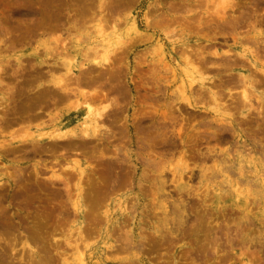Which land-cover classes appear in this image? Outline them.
<instances>
[{
    "label": "rangeland",
    "instance_id": "rangeland-1",
    "mask_svg": "<svg viewBox=\"0 0 264 264\" xmlns=\"http://www.w3.org/2000/svg\"><path fill=\"white\" fill-rule=\"evenodd\" d=\"M0 264H264V0H0Z\"/></svg>",
    "mask_w": 264,
    "mask_h": 264
},
{
    "label": "bare ground",
    "instance_id": "bare-ground-1",
    "mask_svg": "<svg viewBox=\"0 0 264 264\" xmlns=\"http://www.w3.org/2000/svg\"><path fill=\"white\" fill-rule=\"evenodd\" d=\"M104 3V2H103ZM237 4V3H236ZM100 6H101V4H100ZM237 6V5H236ZM101 7H103V4H102V6ZM106 7V6H105ZM233 9V8H232ZM106 20V19H105ZM225 25V24H224ZM227 26H229V25H227ZM224 28H225V26H223ZM241 28V27H240ZM219 29V28H218ZM243 30V29H242ZM224 31V30H223ZM231 33V32H230ZM63 44V43H62ZM189 52V51H188ZM190 53V52H189ZM229 53H230V51H229ZM232 53V52H231ZM233 54V53H232ZM217 55V54H216ZM187 57V56H186ZM189 57V56H188ZM208 58V57H207ZM226 58V57H225ZM230 59V58H229ZM224 60V59H223ZM237 61V60H236ZM70 62V61H69ZM207 62V61H206ZM227 62H228V59H227ZM226 62V63H227ZM235 62V61H234ZM231 63V62H230ZM232 63H233V61H232ZM108 64V63H107ZM225 64V63H224ZM229 64V63H228ZM234 64V63H233ZM227 65V64H226ZM225 65V66H226ZM230 65V64H229ZM229 65H227V66H229ZM235 65V64H234ZM232 66V65H231ZM237 66V65H236ZM227 68V67H226ZM81 70H82V68H80ZM228 69V68H227ZM80 70V71H81ZM223 70V69H222ZM88 71V70H87ZM86 74V73H85ZM82 75V74H81ZM77 76V75H76ZM84 76V75H83ZM238 77V76H237ZM69 78V77H68ZM78 78V77H77ZM72 79V78H71ZM65 80V79H64ZM68 80H70V78L68 79ZM202 78L200 77L199 78V81H200V84H202ZM239 80V79H238ZM72 80H70L69 82H71ZM61 82V81H60ZM241 82V81H240ZM244 82V81H243ZM56 83V82H55ZM62 83H64V84H66L67 83V81H66V83L62 80ZM77 83V82H76ZM214 83V82H213ZM238 83V82H237ZM244 84V83H243ZM252 84V83H251ZM68 85V84H67ZM227 85H229V84H227ZM57 86V85H56ZM214 86V85H213ZM61 87H63V86H61ZM215 87V86H214ZM237 87V86H236ZM240 88V87H239ZM64 90V89H63ZM61 92V91H60ZM207 92V91H206ZM57 94V93H56ZM97 94V93H96ZM102 94V93H101ZM66 95V94H65ZM64 95V96H65ZM84 95H85V93H84ZM83 95V96H84ZM100 95V94H99ZM240 95V94H239ZM246 94H243V98H246V96H245ZM56 96V95H55ZM63 96V95H62ZM82 96V97H83ZM201 96V95H200ZM205 96V95H204ZM220 96V95H219ZM69 97V96H68ZM103 97V96H102ZM105 97H106V95H105ZM203 97V96H202ZM236 97V96H235ZM238 97H240V96H238ZM238 97H237V99H238ZM39 98H41V97H39ZM86 98V97H85ZM101 98V97H100ZM104 98V97H103ZM102 98V99H103ZM230 98V97H229ZM248 98V97H247ZM257 98H259V97H257ZM43 99V98H42ZM54 99V98H53ZM101 99V100H102ZM105 99V98H104ZM103 99V100H104ZM112 99V98H111ZM210 99V98H209ZM240 99V98H239ZM39 100V99H38ZM105 100H107V99H105ZM114 100V99H113ZM195 100V99H194ZM199 100H200V98H199ZM242 100V99H241ZM40 101V100H39ZM188 101V100H187ZM198 101V100H197ZM113 102V101H112ZM116 102V104H118V102L117 101H115ZM115 102H113V103H115ZM189 103H190V101H188ZM187 102V103H188ZM231 102V101H230ZM111 103V102H110ZM244 103V102H243ZM116 104H114L115 105V108H116ZM194 104H195V102H194ZM202 104H204V103H201V105ZM111 105V104H110ZM191 105H192V103H191ZM200 105V104H199ZM198 105V106H199ZM260 105V104H259ZM32 106V105H31ZM113 106V105H112ZM197 106V105H196ZM238 106V105H237ZM246 106V105H245ZM248 106H250V105H248ZM253 107V106H252ZM30 108V107H29ZM218 108V107H217ZM231 108V107H230ZM108 109H110V107L108 108ZM114 109V108H113ZM235 109V108H234ZM104 110V109H103ZM88 111V113L90 112V110L88 109L87 110ZM104 112H105V110H104ZM214 112H217L216 110L214 111ZM97 113V112H96ZM95 113V114H96ZM107 113V112H106ZM204 113V112H203ZM212 113V112H211ZM32 114V113H31ZM88 115V114H87ZM98 115V117L99 118H101V117H103L102 116V114L100 115V113L99 114H97ZM96 115V116H97ZM30 116V115H29ZM249 116V115H248ZM107 117V116H106ZM145 117V116H144ZM213 117V116H212ZM260 117V116H259ZM85 118V117H84ZM219 119V118H218ZM111 120V119H110ZM141 121V120H140ZM176 121V120H175ZM222 121V120H221ZM105 122V121H104ZM110 122V121H109ZM108 122V123H109ZM174 122V121H173ZM111 123V122H110ZM100 124V123H99ZM222 124H224V123H222ZM218 125V124H217ZM107 127V126H106ZM105 127V128H106ZM110 127H111V125H110ZM208 127V126H207ZM104 128V127H103ZM164 128V127H163ZM219 128V127H218ZM107 129H108V127H107ZM17 130H19V128L17 129ZM23 130V129H22ZM96 130V129H95ZM20 131V130H19ZM105 131H106V129H105ZM104 131V132H105ZM108 131V130H107ZM106 131V132H107ZM111 131V130H110ZM109 131V132H110ZM113 131V130H112ZM162 131V130H161ZM23 132V131H22ZM72 132V131H71ZM66 133L65 131H62V132H57V133H55V134H51V135H47L45 138H40L39 140L40 141H43V140H46V141H48V142H55V141H58V142H61V141H68L69 142V138H73L74 136H75V134L74 133ZM106 132H105V134H106ZM217 132V131H216ZM46 133V132H45ZM97 132H95V134H96ZM218 133V132H217ZM114 134V133H113ZM179 134V133H178ZM107 135V134H106ZM108 135H110V134H108ZM97 136V135H96ZM105 136V135H104ZM83 137L84 138H86V139H89V136H88V134L86 133V132H84L83 133ZM106 137H108V136H106ZM109 138V137H108ZM107 138V139H108ZM112 138H113V136H112ZM188 138V137H187ZM24 139V138H23ZM106 139V138H105ZM10 140V139H9ZM11 140H12V138H11ZM93 140V139H92ZM113 140H114V138H113ZM142 142H143V140H141ZM154 141V140H153ZM7 142V141H6ZM24 142V141H23ZM152 142V141H151ZM149 143V142H148ZM22 145V144H21ZM25 145V144H24ZM27 145V144H26ZM69 145V144H68ZM152 145V144H151ZM70 146V145H69ZM67 147V146H66ZM71 147V146H70ZM149 147V146H148ZM153 147V146H152ZM17 148V147H16ZM34 148V147H33ZM11 151V150H10ZM8 152V151H7ZM78 153V152H77ZM185 154V153H184ZM114 155V154H113ZM160 155V154H159ZM191 156V155H190ZM119 157V156H118ZM190 158V157H189ZM181 162V161H180ZM148 163H149V161H148ZM154 163V162H153ZM157 163V162H156ZM178 165V164H177ZM149 166V165H148ZM157 166V165H156ZM93 169V168H92ZM108 170V169H107ZM110 171V170H109ZM109 171H108V173H109ZM55 172V171H54ZM121 172V171H120ZM67 175V174H66ZM121 175V174H120ZM29 176V175H28ZM123 176V175H122ZM30 177V176H29ZM61 178V177H60ZM62 179V178H61ZM121 179V178H120ZM123 179H125L124 177H123ZM22 180V179H21ZM99 180V179H98ZM116 180V179H115ZM119 181V180H118ZM61 182V181H60ZM64 182V181H63ZM127 183V182H126ZM237 183V182H236ZM107 184V183H106ZM237 185V184H236ZM123 186V185H122ZM113 187V186H112ZM91 188V187H90ZM86 191V190H85ZM108 193V192H107ZM107 196V195H106ZM249 204H250V201H249ZM124 240V239H123ZM229 240V239H228ZM232 240V239H231ZM128 241V240H127ZM131 242V241H130ZM127 243H129V241L127 242ZM129 246H131V245H129ZM133 246V245H132ZM120 248V247H119ZM123 251V250H122ZM216 251V250H215ZM190 253V252H189ZM252 255V254H251ZM253 256V255H252ZM253 258V257H252ZM79 261V260H78Z\"/></svg>",
    "mask_w": 264,
    "mask_h": 264
}]
</instances>
